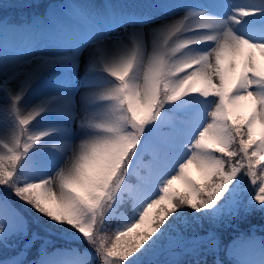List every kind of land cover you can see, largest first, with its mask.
Returning a JSON list of instances; mask_svg holds the SVG:
<instances>
[{
	"label": "rangeland",
	"instance_id": "obj_1",
	"mask_svg": "<svg viewBox=\"0 0 264 264\" xmlns=\"http://www.w3.org/2000/svg\"><path fill=\"white\" fill-rule=\"evenodd\" d=\"M73 1L92 26L84 33L63 16L73 49L0 51V190L8 187L20 211L0 202V255L53 238L85 253L64 250L41 264H174L189 250L184 245L209 242L253 201L264 204V0H232L233 6L214 0L215 14L202 0H123L117 7L125 22L112 31L101 8L82 12L100 0ZM130 64L127 78L110 75ZM70 66L78 81L61 73ZM164 88L171 92L165 101ZM161 106L167 111L159 120ZM251 159L260 183H250ZM136 161L139 185H124ZM221 173L227 178L214 191L228 196L212 214L199 208L197 185L206 184L204 200ZM123 191L133 199L119 226L124 233L106 243L89 240L112 197L122 203ZM186 192L190 202H181ZM214 214L223 223L209 222ZM253 239L236 242L241 264H264L263 238Z\"/></svg>",
	"mask_w": 264,
	"mask_h": 264
},
{
	"label": "trees",
	"instance_id": "obj_2",
	"mask_svg": "<svg viewBox=\"0 0 264 264\" xmlns=\"http://www.w3.org/2000/svg\"><path fill=\"white\" fill-rule=\"evenodd\" d=\"M57 1L58 0H6L5 2L0 3V25L2 24H8L11 26L7 27H0V33L3 28H7L8 30L12 31V39H22L21 37L16 36L14 33L16 31H26V27L24 25H30L32 22H36L37 24H43V21L48 20L49 17L51 18H57L55 15V10L57 8ZM165 92L160 89V96L161 100L165 101L167 94L168 97L170 96L171 92L168 93V91L164 88ZM178 97V95H176ZM184 97V96H182ZM189 99V98H188ZM160 106V103H158ZM168 107H171V104L168 105ZM159 115L158 119L161 120V116L163 113L167 111V107L162 109V106L159 108ZM157 111V112H158ZM247 117L245 114H242ZM164 116V115H163ZM162 116V118H163ZM155 122L153 123V125ZM251 158L250 152L247 151V154H245V162L247 163V160ZM250 161L253 162L251 165V169L249 171L254 174V177L250 176V183L253 184L254 182L260 183V174L261 171L259 169H256L254 165V159H251ZM133 157L131 158V162L129 166H132ZM112 173L110 174V176ZM227 178L224 174H219L217 181L213 182L208 187V193L206 194L204 200H202L203 197V189L205 188L206 184L205 182L202 184L197 185L198 191H200L201 195L199 196L201 202L200 207H203L205 210H210L212 214L214 213V209L216 204L219 206L220 203H225V198L228 196V193L226 191H223L222 188H219L220 194L217 193V191H214L217 189L218 186H220V182L224 181ZM126 185V181H130V185H133L136 183L137 176L135 170L132 172L130 171L127 175L123 177ZM9 184V183H7ZM214 184V185H213ZM232 184V183H231ZM11 189V188H10ZM4 190H0V202L4 203L8 207H11L15 213L20 214V211L18 209V205L14 201V196L10 195L8 193V187L6 188V185L4 187ZM124 196L122 203L117 202L115 197H112L111 204L109 206V209L107 211V214L105 216V219L101 223H97L94 228V233L90 235V239L92 240L95 237L98 238H105L104 243L108 242L110 239L114 240L111 236H116L119 233H124V231L119 230V226L121 225L123 219L126 215L132 213L129 212V208L132 206L131 198L127 195V191H123ZM213 193L215 195L211 196ZM249 193L252 195L255 192V188L252 187V189L249 191ZM96 195H100L96 194ZM211 196V197H210ZM190 196L188 195V192L184 193L182 196L179 197L180 201H189ZM258 204L257 202L253 201V204L250 208H248V213L245 211L241 212L237 216V221L235 220L231 228L229 226L224 227L223 225H219L217 229V234L213 239H211L209 242L201 243L199 245H184L186 246L187 253L184 256V259L178 260L174 264H241L239 261L238 256L235 253V245L238 241H248V240H254L253 238L261 237L263 238L262 242L264 244V204H258L257 206H254ZM187 209L191 212H195L198 209H190L193 208L192 205L187 204ZM166 208V206H163ZM244 209V208H243ZM247 210V209H244ZM175 212H178L175 210L171 215L175 214ZM236 215L238 211H235ZM241 214V218H239ZM225 220H230L231 215H228L224 213ZM217 214H214V219L209 221L211 223L217 224L223 223L221 220L217 219ZM234 218V217H233ZM232 218V219H233ZM217 219V220H216ZM237 222L239 225H237ZM179 225L183 227V224L179 222ZM187 228L189 226V223L185 225ZM235 226V230L237 232H234L232 227ZM186 228V229H187ZM117 233V234H116ZM81 236L82 233L80 234ZM87 238V237H85ZM89 242V241H88ZM3 242H0V244ZM77 243H79L77 241ZM84 247V246H83ZM223 249V252H220V248ZM86 248V244H85ZM15 252L10 253L6 252L5 255H0V261L6 262V261H13L15 264H35L38 262H42L46 257H52L51 255H54L57 252L68 250V251H74L77 250L79 253L84 254L85 249L80 248L76 246L74 243H68L64 240H57L53 238H45L40 240V244L38 246H33L32 243L29 244V242H26L20 246L15 247ZM37 253V254H36ZM24 254V255H23ZM96 258V256H95Z\"/></svg>",
	"mask_w": 264,
	"mask_h": 264
},
{
	"label": "bare ground",
	"instance_id": "obj_3",
	"mask_svg": "<svg viewBox=\"0 0 264 264\" xmlns=\"http://www.w3.org/2000/svg\"><path fill=\"white\" fill-rule=\"evenodd\" d=\"M12 132H13V131H12V128H11V127H7V128H6V133H5V134H6V135H11Z\"/></svg>",
	"mask_w": 264,
	"mask_h": 264
},
{
	"label": "water",
	"instance_id": "obj_4",
	"mask_svg": "<svg viewBox=\"0 0 264 264\" xmlns=\"http://www.w3.org/2000/svg\"><path fill=\"white\" fill-rule=\"evenodd\" d=\"M108 261H104L103 264H108ZM152 264H157V263H152Z\"/></svg>",
	"mask_w": 264,
	"mask_h": 264
}]
</instances>
